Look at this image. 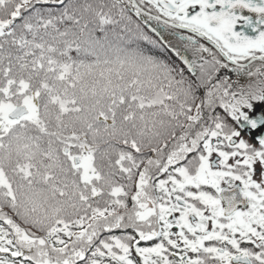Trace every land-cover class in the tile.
Masks as SVG:
<instances>
[{
    "label": "snow or ice",
    "instance_id": "1",
    "mask_svg": "<svg viewBox=\"0 0 264 264\" xmlns=\"http://www.w3.org/2000/svg\"><path fill=\"white\" fill-rule=\"evenodd\" d=\"M0 264H264V0H0Z\"/></svg>",
    "mask_w": 264,
    "mask_h": 264
}]
</instances>
